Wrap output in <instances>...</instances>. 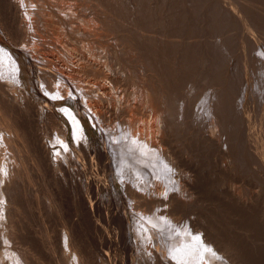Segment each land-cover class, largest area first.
I'll return each instance as SVG.
<instances>
[{
	"label": "bare ground",
	"instance_id": "6f19581e",
	"mask_svg": "<svg viewBox=\"0 0 264 264\" xmlns=\"http://www.w3.org/2000/svg\"><path fill=\"white\" fill-rule=\"evenodd\" d=\"M37 1H38V3H40V5L42 4V5L52 7L49 9L50 10L49 14L54 17L56 25H58L61 28V31L64 32V34L68 38L73 36L72 34L75 35V32L77 30H78L77 33H80L79 32L80 28L79 27L77 28L76 26L73 25L74 20L71 17L66 16V15L65 16L61 15V12H59L60 8H58V10H57V8L55 9L52 6L54 4H50L47 0H37ZM49 1H51V0H49ZM53 1H51V3ZM80 1H82L84 3H86V2L89 3V1H86V0H80ZM132 1L130 0V2L133 4V6L135 4H137V2L134 4ZM223 1L224 0H222V2H219V4L222 3L221 4V6L223 5L222 7H224V3L226 2V1H224V2ZM230 1L228 0V2H230ZM27 2H30V0L29 1L28 0H0V9H1L0 10V149L3 147L5 149H7V148H10V146H15L17 149V152H19V154H21L24 159L30 160L28 162H30L33 165L34 169L37 171L38 175H40L42 177L43 180H47L48 178H50L49 180H52V182L63 180V181H67V183H68L71 181V184H70L72 187L71 192L73 193L72 194L73 198L72 197L71 198H72L73 203H74V205H73L74 208L72 207L73 209H72V211H70L71 212L70 218L66 222H64L63 226H64V234H65V236L68 237V238H65L66 244L68 245V250L70 251L69 253L73 254V256H71V257H73V260H75V261L80 260V261H82L83 264L89 263L88 262L89 250H88L87 246L85 245L86 242H89V241L84 242V240H81L80 235H84V233L83 234L81 233V231H83L84 228H83V230L80 231L81 227L79 229L78 224H76L77 221H80V220L85 221V219H86L85 217H87V219H89L90 217H93V219H94V217L96 216V218H97V216H99V215H96L95 211H97L99 209L97 214H101V215L106 214L109 217H111L112 219H117V220L120 219V220H124L126 223H128L129 219L133 215L132 214L133 211L135 212L134 209L137 208L136 209L137 210V212H136L137 217L135 215L133 217L134 221H135L134 222L135 226L132 228L133 231H135L136 242H135V244L129 245V246H131V251H130L131 253L130 254H131V259H133V261H134V264H135V262L137 264H170V263L171 264H186V262L189 263V261L193 257L194 258L196 257L195 256L196 251L198 250V248H196V246L200 241H199V239H196V241L193 240L194 241L193 242L190 239L191 242H193V243L190 242L187 245L183 244L178 248H173L171 245L173 242V239H171V235H170L171 231L173 229L169 225V221L171 222V220H168L169 218L167 219V215L170 213L171 210L173 212L182 211L183 209L188 210V209L193 208L197 205L196 202H193V201H195L193 199H196L197 198L196 197L197 192L199 193L200 187L198 185L201 184L202 174H200L201 171H199L200 167L198 168L199 165L197 164V162L194 163V160H193L194 158H192V155L190 157L191 153L188 154V151L191 149L190 146H189V150H187V151L185 150V147H183L184 150H180V151L178 149H174L172 147L173 138L178 131L182 130L181 128H182L183 124H185L184 122H186V124L188 123V121L191 122L190 121V116H191L193 122H195L196 125L200 126L198 133L201 134L200 136H201V140H203L202 142H205V144L207 146L208 145L219 146V149L221 148L223 150L224 154L226 155V157L224 156L225 158H227L225 162H227V160L229 158L231 160V158H233V155H234V157L237 156L236 155L237 154L236 153V151H237L236 150L237 136H235V134L237 133V132L235 133V131H236L235 130L236 129L235 128L236 100H235V95H233V93H235L234 92L235 90L232 93V91L228 88H220L218 90L216 89V91H215V89L212 88L213 91L210 92V94L208 96L206 113H204V120H207L208 123H207V126H204L206 123L203 124L202 122L204 120L202 121L200 119L203 117V116L201 117L202 114L200 115V112H202V110H201V108L198 109L197 107H195V104H197L198 103L197 101L201 97H203V94L200 98L196 99V97H195L196 100L193 101L194 98H191L192 96L190 95L192 92H190L188 90L187 85H186L187 89L185 87L182 88L180 81H182L181 78H184L182 76L183 72H185V71L190 72V70H188V69H191V67L195 68L197 63L198 64L200 63V61H198L197 63L195 62L196 65H193V63L191 64V62H190L191 67L190 66H189L190 68L186 67L187 70H185L186 68L184 66L189 64L188 61L193 60L192 62H194L195 59H192V58L193 57L195 58V55H197L196 58L199 59L200 54L204 53V51L206 50V47H205L206 44H203L202 43L203 41L199 42L197 38L193 39L196 41H192L191 39H190L191 41H188L187 38H186L187 41L181 39V38H183L182 35H180L179 33L177 34V32L179 29L183 30L184 27H182V26H181L182 28L178 27V30L176 29L177 32L174 29V31L176 32L175 34H172L173 33L172 31H171L172 33L164 31L161 34L159 33L161 37L158 36L159 38H157V36L155 37V36H153V34H151V33H153L152 30L146 28V26H141V24L137 22L136 28L134 27L133 31L123 29L124 31L127 30L128 33L126 32L125 33L126 35L123 34L122 40H123L125 47L129 50L130 56L137 57L138 61L140 62V65L142 67L141 71H142L143 75L141 78L143 80L140 79L142 82H140L138 84H140V85H141V83L144 84V85H142V87H144V89H143L144 93H142V95L144 94L145 97L143 96L144 98L141 101L140 100L139 101L141 104L143 103L144 105H146L147 111L144 109V106H143V109L145 110V112H148V116H149L148 118H150V120L148 121L147 124H144L142 126L138 125L137 124V114L140 113V111H139V106H141L140 103H138V101H136V100H134V102H133L130 99L131 98L130 96L132 94L130 95V94H127L126 92H123V94H119L120 96H116L115 95L116 93L115 94L112 93V89H116L117 93H118L117 88L122 89L121 85H122L123 79L125 77H127L125 72L128 73L127 74L128 76L130 75L129 68H128L129 66L126 65L127 66L126 67L125 65L121 64L120 62H118L119 63V65L117 66L118 68H115L113 65L114 64L113 59H115V57H113V56L116 54L118 56V54H119L117 51L118 49L113 48L114 50L113 49L109 50V52H110L109 54H110V56H112V58L110 59V62H109L110 64L108 63L109 59L107 58L108 60L106 63H108V66L106 68H108V69L106 71H105V69H99L101 71H98L99 73L96 72L98 74V77L100 76L105 81H108L110 83L109 85L112 87V89L106 88V85L104 84L105 87H102L103 89H101L102 93L96 94L95 92L97 89H95V88H94L95 90H93L88 85H85L88 87H85V86L83 87L82 85L79 86L80 84H83V83H80L78 85V87H76L75 84L74 85L71 84V82H73V80H71V82H70V79H71V78H69L70 74L68 73L69 74L68 77H66L67 76L66 74H63L64 69L62 70L63 72L61 71L62 72L61 75H59L60 72L58 73V71H55L58 69V67H56L57 69H55V70L51 69L52 66L53 67L56 66V64L58 63V61L61 57L58 56V57H60V58H58L55 55L57 53H52L53 55L49 54L48 56H46L45 55L46 53L43 54L42 49L40 50L38 48L39 44H38V46L36 45V43L38 41V37H39V36H37V32H39V30H37V29L41 28V22H42L40 17H39V16H41V14H40V12H35L36 6L33 7V5H32L33 9L32 8L30 9L29 8L30 6L27 8H24V6H28ZM34 2H35V0H34ZM82 2L81 3L79 2V3H80V6L83 7L84 4ZM93 2H94V4H93ZM131 3H130V5H128L129 7L132 6ZM232 3H233V1H232ZM69 4H71V3H69ZM92 4H93V6L95 5V8L97 10H101V11H99V13H100L99 19H100L101 23H103L101 31L105 36L110 35L112 32H115V31H117L118 28H120L119 23L121 22V19L123 17V15H121V13L118 11V10H122V8L120 6V0H93ZM125 4H127V3H125ZM205 4H207V2ZM217 4H218V2H217ZM242 4L240 7H242V6L245 7V5L247 6L248 3L247 4L242 3ZM225 5L227 6V4H225ZM238 5H240V4H238ZM54 6L56 7V3ZM229 6H231V4L229 5V3H228V7ZM232 6H234V5H232ZM57 7H59V6H57ZM82 7H80V8L83 10ZM123 7H124V5H123ZM136 7H138L137 8L138 10H140L139 7L142 8L140 5H138V6L136 5ZM247 7H249V6H247ZM204 8H206V6ZM86 9H89V8L86 7ZM90 9H91V6H90ZM137 9H134V10L136 11ZM240 9H242V8H240ZM243 9H245V8H243ZM38 10H42V9H38ZM64 10H66V8ZM210 10H211V8H210ZM212 10H214V8ZM161 11H162V13H164V10H161ZM161 11H160V13H161ZM243 11H241V12H243ZM247 11L248 12L250 11V13H251V10H247ZM253 11L255 12L256 10H253ZM253 11H252V13H253ZM170 12H169V14H167V17L169 18V23H171L173 21L172 23L174 24V21L177 19L176 18L177 12H175L174 10H173V12H175V14H171ZM257 12H258V10H257ZM162 13L159 14L160 16L162 15V17H163L161 19H162V21L163 20L166 21L167 17L163 16ZM233 13H235V12H233ZM258 13L260 14V12H258ZM183 14H184V12H182V16H183ZM79 15H80V13H79ZM164 15H165V13H164ZM236 15H238V13ZM239 15H241V14H239ZM244 15H247V13ZM248 15H249V13H248ZM263 15H264V13H263ZM31 16H33L34 19H31V21H29ZM133 17H135V19L137 21H143L144 19H146L148 17V15H147V13H142L141 11H136L134 13ZM184 17H183V19H184ZM227 17H229V16L227 15ZM248 17H246L245 20L249 19ZM261 17H263V19L260 18L263 21L264 16H261ZM81 18H83V17H81ZM254 18H255V16L251 19L256 20L257 17L255 19ZM123 19H125V18H123ZM235 19L237 21V17ZM88 20H90V19H88ZM88 20H87V22H88ZM238 20H240V19H238ZM113 21L119 25L113 24ZM164 21L162 22L163 24H164ZM177 22H179V21L177 20ZM177 22H176V24H177ZM181 22H183V21H181ZM245 22H247V21H245ZM89 23L90 22H88L87 24L89 25ZM237 23H239V22L237 21ZM237 23L235 25H237ZM251 23H253V22L251 21ZM255 23L257 24V22H254V24ZM262 23H260V24H262ZM130 24H131V21H130ZM246 24L248 25V23H246ZM254 24H252V25H254ZM256 24L254 25L255 28L257 27ZM168 25H171V24H168ZM262 25H260L261 27H259V26L258 27L262 28L263 27ZM165 26H163V28ZM172 26L173 25H171V27ZM175 26L176 25H174V28H175ZM54 28H55V26H54ZM54 28H52V29H54ZM97 28H98V26H97ZM97 28H96V30H97ZM129 28L131 29V26ZM165 28H167V26ZM247 28H249V27H247ZM247 28H245V29H247ZM251 28H253V27H251ZM89 29H87V30H89ZM167 29H169V28H167ZM167 29H165V30H167ZM172 29H173V27H172ZM263 29L264 28H262V30ZM98 30H100V29H98ZM90 31H92V30H90ZM159 31H161V30H159ZM252 31L254 33L255 30H252ZM58 32H60V31H58ZM99 32H98V34L101 33V32L100 33ZM155 32H157V30ZM39 33H41V32H39ZM90 33L94 34V32H90ZM60 34L63 35V33H60ZM65 35H63V37ZM121 35H122V32H121ZM154 35H156V33H154ZM185 35H183V36H185ZM57 37H58V35H57ZM90 37H93V36L91 35ZM193 37H195V35H193ZM193 37H191V38H193ZM234 37H235V35H234ZM42 38H44V37H42ZM47 38H49V36ZM81 38H83V37H81ZM98 38H99V36H98ZM100 38L102 39L101 36H100ZM189 38H190V36H189ZM255 38H256V36H255ZM96 40H98V39H96ZM244 40H246V39H244ZM259 40L262 41V43H264L263 40H261V39H259ZM48 41H50V40H48ZM221 41L222 42H219V43H221L222 45L221 44L220 45L223 46V50L226 49L227 51L226 50L225 51H226V53H228V50H229L228 47H229L230 43L228 42V40H225V39L221 40ZM232 41H234V42H232ZM232 41H231L232 43H235L236 39H234ZM38 42L40 43L41 39ZM53 42H55V41H53ZM59 42H60V40H59ZM99 42H100V40H99ZM216 42L213 41L214 44ZM250 42L253 43V44L250 43L251 45L255 46V43H254V42H256L255 40L254 41L250 40ZM42 43H44V41ZM62 43H63V41H62ZM71 43H73V42H71ZM71 43H70V45H71ZM91 43H93V42H91ZM119 43H120V41H119ZM219 43H218V46H220ZM227 43H228V46H227ZM26 44H27V47L29 45H31L30 49H28L27 47H26L27 49L25 48ZM240 44H242L241 41H240ZM240 44H239V46H240ZM248 44H249V42L247 43V45ZM42 45L45 46L44 44H42ZM67 45H68V43L66 44V48H67ZM247 45L245 46L246 48H247ZM258 45H260V44H258ZM207 46H208V43H207ZM209 46L211 47V44ZM236 46H238V44H236ZM236 46H234V47H236ZM55 47H58V45H55ZM215 47H214V49H213V46L211 48L213 50L218 51L217 50L218 47H217V49ZM255 47L257 48V46H255ZM231 48H233V47H231ZM249 48L251 49L250 45L248 46L247 49H249ZM57 50H59V47ZM91 50H93V49H91ZM254 50H255V48H254ZM50 51L48 53H50ZM59 51H61V50H59ZM87 51L89 52L90 50L88 49ZM209 51H210V48H209ZM243 51H244V49H243ZM256 51H258V49ZM46 52H47V50H46ZM53 52H54V50H53ZM67 52H69V50ZM80 52L82 53V51H80ZM113 52H114V55H113ZM253 52H252V54H253ZM126 53H128V52H126ZM190 53H195V55L193 57L192 56L190 57ZM213 53H212V56H214ZM223 53H221V54L223 55ZM233 53H235V52H233ZM247 53H249V52L247 51ZM257 53L259 54V51ZM260 53L263 54L262 51H260ZM198 54H199V56H198ZM237 54H238V52H237ZM262 54L259 55V59H260V57H262ZM85 55H87V54H84V56L81 55L82 56L81 59L80 58H79V60L77 59L78 61L75 63L73 58L71 57V55L65 54V55H63V56H65L64 59L62 57L60 59V62H62V60L63 61L65 60L66 64H68L69 62L70 63L72 62L73 63L72 65L74 66V68H78L80 70L83 68L95 69L98 66V65L97 66L95 65L96 67L93 66L94 65L93 62L95 60L92 62V60L89 58V56L88 55L85 56ZM188 55L190 57L189 58L190 60L187 58ZM191 55H193V54H191ZM254 55L255 54H253V56ZM205 56L203 55V57H204L203 59L206 58ZM215 56H214V58L217 60L220 58V57L217 58ZM217 56H218V54H217ZM248 56H249V54L242 57L245 62L247 60H249L248 58H247V60H245V58ZM99 57H101V56H99ZM228 57H231V55L227 56V58ZM239 57H240V55H239ZM75 58H77V57H75ZM121 58H122V56H121ZM207 58H208V56H207ZM211 58L213 61V57H211ZM221 58L219 60H221ZM254 58H255V60L253 62H256V59H258V58H256V57H254ZM187 59H188V61H187ZM201 59L202 58H200L199 60H201ZM119 60H120V57H119ZM126 60H127V57H126ZM252 60H249L247 62H250V61L252 62ZM195 61H197V60H195ZM212 61L210 60V63H209L210 65H211ZM214 62H212V63L215 65L216 63H214ZM227 62H229V60ZM230 62H231V60H230ZM258 62H260V60ZM185 63H187V64L185 65ZM263 63H264V61H263ZM39 64H41L42 66ZM95 64H96V62H95ZM103 64H101V65H103ZM206 64L208 65V63H205V65ZM223 64H221V65H223ZM225 64H224V66H225ZM258 64L261 65V62ZM48 65L51 66V68ZM217 65H219V64L217 63ZM230 65H231V63H230ZM68 66H69L68 69H70L71 64ZM199 66L202 67L203 66L202 63ZM255 66H256V64H255ZM258 66H256V68ZM263 66H264V64H263ZM208 67H209V65H208ZM216 67H218V66H216ZM223 67L221 66V68H223ZM234 67H235V65H234ZM234 67H233V69H235ZM250 67H251V65H249L246 68H250ZM213 68H215V67H213ZM253 68H255V67H253ZM78 69H74V70H78ZM224 69L225 68H223L224 74L218 73L219 70H217V72H216V69H212V70H213L214 74L216 72V74L217 73L220 74V77H222L221 75H224L227 78L229 75L228 74L229 69H226L227 70L226 73H225ZM259 69H261L260 66H259ZM259 69H256V71H259ZM67 70L65 69V71H67ZM196 70H195V72H196ZM198 70H200L199 67H198ZM245 70H248V69H245ZM261 70L263 72L264 69L262 68ZM231 71L232 70H230V72ZM252 71H253V69H252ZM75 74H76V71H75ZM97 74H96V76H97ZM186 74L187 73H185V75ZM190 74H191V72H190ZM190 74H189V77H188V75H186V77L190 78L191 77ZM193 74H194V72H193ZM208 74H209V72H208ZM234 74L236 75L235 71L233 72V79H234ZM262 74L264 75V73H262ZM8 75H10V76L12 75V78L14 76L16 79H18V81L16 80L17 83L15 82L16 84H18V86H16V85L14 86V83L11 86L5 85L6 83L3 82V79ZM263 75H260V76L263 77ZM23 76L24 77L30 76L31 78H33L34 76H37L40 80H42V82L45 86L44 87L45 91H46L45 95H40V97H38V95H36V93H35V90L34 91L30 90L27 87L30 80L22 79L21 77H23ZM206 76H208V75L206 74ZM210 76H212V74ZM224 76L221 79H223ZM250 76H252V75H250ZM71 77L74 78L75 75L74 76L72 75ZM220 77L217 78V76L215 75V78H217V80L220 79ZM254 77H256V76H254ZM226 78H224V80ZM230 78H231V76H230ZM207 79H209V78H207ZM245 79H246V77H245ZM251 79L249 80L250 82H251ZM140 80H138V81H140ZM200 80H202V79H200ZM232 80L230 79L229 81H232ZM39 81H37V82H39ZM128 81H129V79H128ZM186 81H188V80H186ZM214 81H216V80L214 79ZM234 81H235V79H234ZM254 81H256V80H254ZM261 81H264V78L263 79L261 78ZM194 82H193V86L195 84ZM219 82H220V80H219ZM219 82L217 81V83L219 85H222V86L224 85V84H222L223 80L221 83H219ZM224 82H226V80ZM35 83H36V81H35ZM74 83H77V81L75 82V80H74ZM190 83L192 86V82H190ZM255 83H253V84L255 85ZM22 84H24L23 87H22ZM97 84H99V82ZM183 84H184V81H183ZM210 84H212V83L210 82ZM210 84L207 83V85H209V86H210ZM213 84H215V83H213ZM230 84L231 83H229L228 86ZM104 85H102V86H104ZM196 85H197V83H196ZM207 85H206V87H207ZM35 86H36V84H35ZM204 86H205V84H204ZM38 87H36V88H38ZM198 87L200 88L199 84H198ZM202 87H203V85H202ZM210 87H213V86H210ZM223 87H225V85ZM251 87H252V83H251ZM32 88H33V86H32ZM75 88H78V89L75 90ZM139 88H141V87L139 86ZM234 88H235V86H234ZM255 88L256 87H254V89ZM205 89H210V88H205ZM232 89H233V87H232ZM205 92H204V94H206ZM40 93H41V91H40ZM135 94H133V95H135ZM198 94H199V92H198ZM192 95H193V93H192ZM204 97H205V95H204ZM244 101H242V104ZM239 108H238V111H239ZM239 112L241 115L242 112L241 111H239ZM142 113H140V114H142ZM238 114H237V117L240 116ZM246 117H248V116H246ZM186 118H189V120L185 121ZM238 118H240V117H238ZM87 119H89V121L91 122L93 127H96V129L99 130V138L97 140L100 139V141H101L100 147L96 146L97 148L93 149L95 154H92V155H91V152H93V150H92V147L90 145L92 140H91V136L89 134L90 133L89 129L87 127ZM138 119H139V116H138ZM112 121H115V127H113V125H111ZM242 121H243V118H242ZM239 122H238V124H239ZM241 124L244 125L243 123H241ZM48 127H51L55 130L56 135H57L56 139H54L53 136H52L53 138L50 137V135H49L50 133H48L46 131V129ZM240 127H241V125H240ZM195 128H197V126ZM243 128H245V125L243 126ZM179 129H181V130H179ZM183 129H184V126H183ZM238 129H239V127H238ZM55 132H54V134H55ZM198 135H197V137L194 136L195 139L190 138V139L194 140L193 142L195 144L198 143L197 140H200V139H198ZM247 135H248V133H247ZM196 138H197V140H196ZM190 139L187 138V140H190ZM244 139L246 140L247 138L245 137ZM184 140H186V138H184L182 140L185 143ZM192 140L189 142L193 143ZM199 142L201 145L202 144L201 141H199ZM184 145L185 144H183L182 146H184ZM188 145H185V146L188 147ZM192 145L191 146L194 148V144H192ZM206 145H204V146H206ZM56 146H59V147L56 150L52 151V148H56ZM198 146H199V144H198ZM198 146L196 145L195 147H198ZM207 146L205 148H207ZM202 147H203V145H202ZM247 148H249V147L247 146ZM14 149L15 148H13V150ZM202 149H204V148H202ZM193 150H195V148ZM247 151L248 150H246V152ZM193 152L195 153L196 150ZM210 153H211V151H210ZM23 158H21V159L23 160ZM88 158H89L88 161H90L89 165L91 166V167L89 166V169L92 168L91 169L92 172L87 170L86 169L87 167H85L83 165L86 162L85 159H88ZM3 160L4 159H2V161H1V154H0V200L2 203L6 204V207L8 208L9 216H12L11 214H13L15 212V209H14L13 213H11V208L14 206V205L12 206V204H14L13 199H12L14 197L12 195L13 189H14L13 183H15V182L17 183V180L19 178V174L21 173V168L15 160H10L11 161L10 163L3 166V164L1 163V162H3ZM235 162L232 163V161H230V164L234 165ZM198 163H200V162H198ZM24 164H26V161L24 162ZM205 164H207V163H205ZM226 164H228V163H226ZM229 165H228V167H229ZM234 166L231 168H234ZM24 168L25 167L23 166V170H25ZM26 168H27V166H26ZM224 168H225V166H224ZM234 170L232 169L233 172H234ZM95 171H97L98 173L100 171V174L95 173ZM227 172L228 171L226 170L225 173H227ZM228 173H227V175H228ZM230 174L232 175V172ZM228 176H230V175H228ZM133 177L137 181V183H134L135 186L131 185V183L129 182V180H131V178H133ZM29 181H31V180H29ZM117 181L120 182V184L123 187L122 189L125 190L124 191L125 195L122 198L127 200V201H131V202H132V200H134L136 202L138 201L139 207L134 208L136 203L133 206V205H131V203H128L127 205H125L124 202L122 203L119 201V197H121V195H118V192L116 191V188H115V184ZM76 182H79L78 185L79 186L81 185V187H78ZM58 184H59V182H58ZM68 185H69V183H68ZM15 186H16V184H15ZM58 186H57V188H58ZM50 187H53V186H50ZM135 191H138L137 195L134 193ZM91 194H93V195H95V197L96 196L97 197L95 198ZM58 195L59 194L55 193L54 191L50 192L49 196H48L50 198V202L53 201L55 203L57 201ZM90 197H94V201L96 199H98V201L100 203L103 202L102 203L103 205L96 203V205H98V207H99L98 209L96 208V206L95 207L93 206L94 204L91 205L94 207V208L92 207L93 209L96 208L95 211L91 207H89V208H88V206L86 207V204L88 203L87 201ZM15 198H17V196H15ZM193 203L194 204L196 203V204L194 205ZM56 204H58V203H56ZM6 207H5V209H6ZM90 208L92 210H90ZM62 212H64V211H62ZM0 215H3V214H0ZM198 216H199V214H198ZM6 217H7V215H6ZM64 219H66V217ZM97 219L100 220L99 218H97ZM97 219H95V220L97 221ZM104 219H106V218H104ZM84 221H83V223H85ZM97 222H99V221H97ZM79 223H81V222H79ZM83 223H81V224H83ZM99 223H98V225H99ZM11 224H12V222H11ZM94 224H95V222H94ZM5 225H6V222H5ZM114 225L116 226L115 223H114ZM92 226H91V228H92ZM100 226H102V225H100ZM93 227H95V226H93ZM120 227L123 228L121 225H120ZM125 228L126 227L124 225V229ZM3 229H4V227H3ZM1 230H2V228H1ZM212 230H214V229H212ZM207 231H208V229H207ZM11 232H12V234L9 233L11 235V237L9 236L11 239L8 240V243H7V241H5V240L4 241H5V244L7 243L8 245L12 244V246H13L15 244V246H13V249L11 251L18 254V251L20 250V248L17 251V248H16L17 245L16 244L18 242L21 243V241L19 240L21 237L19 236L18 231H16L15 229H13ZM19 232H21V231L19 230ZM123 232H125V231H123ZM180 232H181V230H180ZM209 232H211V231H209ZM178 235H179V232H178ZM208 235L209 234H207V236ZM130 236H128V237L126 236V237L128 239H130ZM212 236H213V234H212ZM214 236H215V233H214ZM86 237L87 236H85V238ZM139 237H142L141 241L139 240ZM156 237L157 238L159 237V239L157 240ZM209 237H211V235ZM202 238H204V237H202ZM220 238L223 239V237H220ZM90 239L92 240V237ZM123 239H124V237H123ZM93 240H94V238H93ZM125 240H123V241L127 244V242H126L127 240L126 241ZM110 241H111V239H110ZM121 241H122V239H121ZM132 241H134V240H132ZM220 241H224V240H220ZM220 241H219V243H220ZM208 242H210V241H208ZM211 242H213V246H215L214 241L212 240ZM216 242H218V240H216ZM224 243H225V241H224ZM23 244H24V242H23ZM200 244L201 243H199V245ZM222 244L223 243H220V246H222ZM216 245L219 246V244H217V243H216ZM111 246H113V245L111 244ZM200 246H199V248H200ZM8 247H5V248H8ZM20 247H23V246H20ZM91 247H92V245H91ZM114 247H113V249L111 248V250H114ZM117 247H119V245ZM223 247L225 248L224 245H223ZM96 248H97V246H96ZM120 248H121V246H120ZM127 249H130V248H127ZM21 250H23L21 252H23V253L25 252L24 249H21ZM32 250H33V248H32ZM26 252L28 253L29 251H26ZM9 253L11 254V252H9ZM92 253H94V252H92ZM110 253H114V252L111 251ZM128 253H129V251H128ZM219 253H220V251H219ZM95 254L93 257H95ZM102 254H103V252H102ZM208 254L209 253L207 252L206 255H208ZM211 255L212 256L209 255L210 257H208L207 259L204 257L205 259L201 263L199 261V264H207V263L209 264L210 259H215V262L222 260V258L220 260H218L219 256H214L215 254L213 255L211 253ZM13 256H15V255L13 254ZM108 256H111V255H108ZM96 257H98V256H96ZM96 257L94 258V260L97 259ZM102 257H100V258H102ZM113 257H114V255L112 256V258ZM118 258H119L118 260H121L120 259L121 257H118ZM223 258H225V255L223 256ZM13 259H14L13 261L18 262L19 261L18 255H16V258H13ZM25 259H27V258H25ZM129 259H130V257H129ZM230 259H232V258H230ZM91 260H89V261H91ZM124 260H126V259L124 258ZM206 260H208L209 262L206 263ZM100 261H101V263H99V262L98 263L102 264V262H103L102 259ZM195 261H197V260H195ZM223 261H225V260H223ZM116 262H118V261H116ZM116 262L113 261V263H116ZM130 262H131V260H130ZM23 263L25 264L24 261H23ZM107 263H108V259H107ZM26 264H31V263L29 261H27Z\"/></svg>",
	"mask_w": 264,
	"mask_h": 264
},
{
	"label": "rangeland",
	"instance_id": "374dc122",
	"mask_svg": "<svg viewBox=\"0 0 264 264\" xmlns=\"http://www.w3.org/2000/svg\"><path fill=\"white\" fill-rule=\"evenodd\" d=\"M47 1L50 4H54V5L56 3V7L54 5H52V6L55 9L57 8V10H58V8H60L59 9V12H61V15H63V16L66 15V16L71 17L74 20V21L72 20L73 21V25L76 26L77 28L78 27L80 28V31H79L80 33H77L78 32V30H77L75 32V35L72 34L73 36H71V37L68 38L64 34V32L61 31V28L58 25H56L54 17L49 14L50 13V10L49 9L52 8V7H49V6H46V5H42V4L40 5V3H38L37 0H35V2H34V0H30V2H27L28 6H24V8H27V7L30 6L29 8L30 9L31 8L33 9V7L36 6L35 7V12H40L41 16H39V17H40V19L42 21L41 22V28L37 29V30H39V32H41V33L37 32V36H39L38 37V41H40V39H41V42H40L41 44L37 41L36 45L38 46V44H39L40 47L38 46V48L40 50L42 49V51H43L42 53L43 54L46 53L45 54L46 56H48L49 54L51 55L52 53H57L58 55L55 54L57 57L60 56L61 58L63 57V59H64L65 56H63V55H65V54L66 55H71V57L73 58L74 62L76 63L79 60V58L81 59V57L84 56V54H87L89 56V58L92 60V62L95 60L93 62V64H94L93 66H95V65L97 66L98 65L97 66L98 68L95 66L96 67L95 69H91V68L85 69V68H83V69L80 70L78 68H74V66L72 65L73 64L72 62L71 63L70 62L68 63L66 61L68 64L65 63V60L64 61L62 60V62H60V59H61L60 57H58L60 59H59V61L56 64L55 67L52 66V68H51V66H49V65L48 66L51 69H54V70L57 69L56 67H58V69L55 70V71H58V73L60 72L59 75H61V73L63 71H64L63 74H66L67 75V76L65 75L66 77H68L69 74H70V77H69V78H71L70 79V82H71V80H73V82H71V84H73V85L75 84L76 87H78V85L80 83H83V84H80L79 86L82 85L84 87L85 85H88L93 90L97 89L98 91L96 90V92H95L96 94L97 93H102V90L101 89H103L102 87H105V85H106V88H111L112 89V87L109 85L110 83L108 81H105L102 77H100V76L98 77V74L97 73H99L98 71H101L99 69H105V71L108 69L106 67L108 66V63L110 62V59L112 58V56H110V54H109L110 53L109 50L110 49L112 50L114 48V49H118L117 51L119 53L118 56H117V54L114 55V52H113V55H114L113 57H115V59H113V61H114V64H113L114 67L115 68H118L117 67L119 65L118 62H120L121 64H123L125 66L127 65V66H129L128 68H129L130 75L128 76L127 75L128 73L125 72L127 77H125L123 79V82H122V85H121L122 89L117 88L118 89V93H117L116 89H112V93L113 94L116 93L115 94L116 96H120L119 94H123V92H126L127 94H130V95L132 94L130 96L131 98L130 97L129 98L133 102H134V100L138 101V103H140V101L145 97L144 94L142 95V93H144V90H143L144 87H142V85H144V84H142V83H141V85L138 84V83L142 82L141 80H143L141 78L143 74H142V71H141V68L142 67L140 65V62L138 61L137 57L130 56L129 50L125 47V45L123 43V40H122L123 34L126 35L125 33L126 32L128 33L127 30L133 31V28L134 27L136 28V23L137 22L140 23L141 26H146V28L152 30L153 33H151V32L150 33L153 34V36H155V37L157 36V38L161 37L160 34L162 32H164V31L165 32H170V33L173 32L172 34H175L177 32L176 29L178 30V27H181L182 26V27H184L183 28L184 31L179 29L178 32H177V34L179 33L180 35H182L183 38H181V39H183L185 41H187V39H188V41H191V40L192 41H196V40H193V39H196L197 38L199 42H202L203 41L202 43L203 44H206L205 45L206 50L204 51V53H201L200 54V57H199V59L202 58L201 60H199V59L196 58V56H197V55H195L196 52L195 53H190V57L191 56L193 57L195 55V58L193 57L192 59H195L197 61L194 60V62H192L193 60L191 61L189 59L190 57L188 55L187 58L190 61H188V59H187V61H188L189 64L185 63V65L186 64L187 65L184 66V67L185 68L186 67L187 68H190L191 67L190 62H191V64L193 63V65H196V63L198 61H200V63L199 64L197 63V65L195 66V68L197 70H198V67H199L200 70L197 71L194 67H191V69H188V70H190L191 74H190L189 71L183 72V75L182 76L184 78H181V80H182V81H180L181 87L182 88H184V87L186 88V85H187L188 90L193 93V95H192V93L190 94L192 96L191 98H194L193 101H195L197 98H200L202 96V94H203V97H201L202 99L200 98L197 101L198 103L195 104V107H197L198 109L201 108V110H202V112H200V115L202 114L201 117L203 116L202 118H200L202 121L204 120V113H206L208 96H209L210 92L213 91L212 88L215 89V91H216V89L218 90L220 88H228V89H230L232 91V93L235 90L234 91L235 93H233V95H235V100H236V117H235V120H236V123H235V128L236 129L235 130L236 131H235V133L236 132L237 133L235 134V136H237V141H236V144H237L236 145V150H237L236 151V153H237L236 155L237 156L234 157V155H233V158H231V160L229 158L228 159L229 161L227 160V162H225L227 158H225L226 155L224 154L223 150L221 148L219 149V146H217V145H215V146L208 145L207 146L205 144V142H202L203 140H201V136H200L201 134L198 133V131L200 129V126L196 125L195 122H193L191 116H190V121L192 123L188 121L189 118H186L185 119V121H188L187 124H186V122H184L185 124H183L185 130L183 129V126H182V128H181L182 130L179 129L181 131H178L175 134V136L173 138V143L174 144L172 143V147L174 149H178L179 151L180 150H184L183 147H185V150L187 151V150H189V146H190L191 149L188 151V154L191 153L190 154V157L192 155V158H194L193 159L194 160V163L197 162V164L199 165L198 168L200 167V170L199 171H201L200 174H202V176H201V184L198 185L200 187V188L198 187L199 188V193L197 192V195H196L197 198L196 199H193V200H195L193 202H196L197 205L195 207H193V208L188 209V210L187 209L186 210L183 209L182 211H177V212H173L171 210L170 213L167 215V219L169 218L168 220H171V222L169 221V225L173 229L171 231V234H170L171 235V239H173V242H172V244L171 243L170 244L172 245L173 248H178V247H180L183 244H186V245L189 244L191 242V240L192 241L193 240L196 241V239H199L200 242L199 241L198 242L201 243L200 244L201 246L199 245V243L196 246V248H198V250L196 249L197 251L195 250L196 251V255H195L196 257L195 258L193 257L189 261V263L186 262V264H196V263L199 264V261L201 263L205 258L207 259L208 257L212 256L211 253L213 255L215 254L214 256H219V259L218 260H220L222 258V260L217 261L219 264H231L232 262L233 263L235 262L234 264H264V81H261V78L262 79L264 78V75L262 74V73H264V70H263V72L261 70L262 68L264 69V66H263V64H264L263 63V61H264V48H263L264 47L263 46L264 43H262V41L259 40V39H261V40L264 41V39H263L264 38V29L262 30V28H264V24H263L264 23V20L262 21L260 19V18L263 19V17H261V16H264L263 15V13H264V7H263L264 6V2L263 1L264 0L263 1L262 0H231V1L229 0L230 2H228V0H224V1H226L224 3V7H222L223 5L221 6L222 3L219 4V2H222V0H220V1L219 0H204V1L203 0H198V1L197 0H178V1L177 0H139V1L138 0H136V1L133 0L132 1L131 0L134 4L137 2V4H135L134 6L130 2V0H128V1L127 0H120V6H121L122 10H118V11L121 13V15H123V17L121 19V22L119 23L120 25L119 24H116V22L113 21V24L119 25L120 28H118L119 30L117 29V31L112 32L108 36H105L102 33V31H101V28L103 26V23H101V21L99 19L100 18L99 11H101V10H97L95 8V5L93 6V4H94V2L92 4V1L93 0H86V1H89V3L86 2V1H85L86 3H84V2H82L80 0H54V1L51 0V1H53L52 3L49 0H47ZM232 1H233V3L234 2L235 3L233 4ZM79 2L80 3L82 2L84 4V6L83 7L80 6V3ZM129 2L132 5L130 7L128 6V5H130ZM206 2H207V4H205ZM217 2H218L219 5L217 4ZM69 3H71V4H69ZM125 3H127V4H125ZM228 3H229V5L231 4V6L228 7ZM242 3H246V4L248 3L247 6H249L250 8L247 7L246 5H245V7L244 6L240 7ZM225 4H227V6ZM238 4H240V5H238ZM32 5H33V7H32ZM123 5H124L125 8L123 7ZM136 5L137 6L140 5L142 8L139 7L140 10H138L137 9L138 7H136ZM232 5H234V6H232ZM57 6H59V7H57ZM90 6H91V9H90ZM205 6H206V8H204ZM80 7H82L83 10ZM86 7L89 8V9H86ZM65 8H66V10H64ZM210 8H211V10H210ZM213 8H214V10H212ZM240 8H242V9H240ZM243 8H245V9H243ZM38 9H42V10H38ZM134 9H137L136 11H141L142 13H147L148 17L146 19H144L143 21H137L135 19V17H133L134 16V13L136 12ZM239 9L241 11H243V10L244 11L241 12ZM161 10H164L165 15H164V13H162ZM173 10L175 12H177L176 13V16H177L176 18L177 19L175 20L176 22H177V20L179 21V22H177V24H176L175 21H174V24L172 23L173 21L171 23H169V18L167 17V14H169L170 11H171L170 12L171 14H175V12H173ZM247 10H251V13H250V11L248 12ZM253 10H256V11L254 12ZM257 10H258V12H260L261 15L257 12ZM160 11L163 14V16H166L167 17V18L165 17L166 18V21L163 20L164 21V24L162 23L163 21L161 19V18H163L162 15L161 16L159 15V14H161ZM252 11H253L254 14L252 13ZM182 12H184L185 15L183 14V16H182ZM233 12H235V13H233ZM236 12L238 13V15H236L237 14ZM79 13H80V15H79ZM246 13H247V15L249 13V15H248L249 17L247 15H244ZM239 14H241V15H239ZM227 15L229 17H227ZM33 16H31V18L29 19V21H31V19H34ZM235 16L237 17V21L239 23H237V21L235 19L236 18ZM245 16L248 17L249 19L245 20L246 19ZM254 16H255V18L257 17L256 20H252L251 19ZM81 17H83V18H81ZM183 17H184V19H183ZM123 18H125V19H123ZM86 19L87 20L90 19V20H88V22H90L89 25L87 24L88 22H87ZM238 19H240V20H238ZM180 20L183 21V22H181ZM130 21H131V24H130ZM245 21H247V22H245ZM251 21L253 23H251ZM254 22H257V24L255 23L256 26H257L256 28L254 26L255 25ZM236 23H237V25H235ZM246 23H248L249 26ZM260 23H262L263 25L260 24ZM168 24L173 25L172 26L173 29H172L171 25H168ZM252 24H254V25H252ZM129 25L131 26V29L129 28L130 27ZM165 25L169 29L165 28L166 27ZM174 25H176L177 27L175 26V28H174ZM242 25L245 28H247V27H249V28L245 29ZM260 25H262L263 27L262 28H259V27H261ZM54 26H55V28L56 27L57 28L55 29ZM97 26H98V28H97ZM163 26H165V27L163 28ZM251 27H253V28H251ZM52 28H54V29H52ZM96 28H97V30H96ZM87 29H89V30H87ZM98 29H100V30H98ZM123 29H127V30L124 31ZM165 29H167V30H165ZM174 29H175L176 32L174 31ZM90 30H92V31H90ZM154 30L155 31L157 30L158 33L155 32ZM159 30H161V31H159ZM252 30H255L254 33H253ZM58 31H60V32H58ZM90 32H94V34H91ZM98 32L100 34H98ZM121 32H122V35H121ZM60 33H63V35H65V36L63 37V35L60 34ZM89 33L94 38L93 37H90L91 35ZM154 33H156V35H154ZM57 35H58V37H57ZM183 35H185V36H183ZM193 35H195V37H193ZM230 35L231 36L233 35V36L231 37ZM234 35H235V37H234ZM41 36L44 37V38H42ZM48 36H49V38H47ZM98 36H99V38L101 36L102 39L101 38L99 39ZM189 36H190V38H189ZM255 36H256V38H255ZM81 37H83V38H81ZM191 37H193V38H191ZM243 38L246 39V40H244ZM96 39H98V40H96ZM224 39L225 40H228V42L230 43V45L228 47V49H229L228 50V53H226V51H227L226 49H225L226 51L223 50V46H221L222 44L219 43V42H222L221 40H224ZM234 39H236L237 42L235 41V43H232V42H234V41H232ZM48 40H50V41H48ZM59 40H60V42H59ZM99 40H100V42H99ZM250 40L251 41H254V40L256 41L254 43H255V46H257V48L254 45H251L253 43L250 42ZM43 41H44V43H42ZM51 41L52 42L55 41V42L52 43ZM62 41H63V43H62ZM119 41H120V43H119ZM213 41L214 42L217 41L219 43V45L220 44L221 45L218 46V43L216 42L214 44ZM240 41H241L242 44H240ZM71 42H73L74 44L71 43ZM91 42H93V43H91ZM248 42H249V44L247 45ZM65 43L66 44L68 43L67 48H66V44ZM70 43H71V45H70ZM207 43H208V46L211 44V47L213 46V49L217 45L215 48L217 49V47H218L217 50L218 51L219 50L220 51L222 50V51L221 52L220 51L218 52L216 50H213L210 46L209 47L207 46ZM42 44H44L45 46H43ZM236 44H238V46H236ZM239 44H240V46H239ZM258 44H260V45H258ZM55 45H58L59 50H61V51L57 50L58 47H55ZM246 45H247V48L250 45L251 49L250 48H249L250 50L247 49L245 47ZM30 46L31 45H29L27 47V44H26L25 48L27 47L28 49H30ZM227 46H228V43H227ZM234 46H236V47H234ZM231 47H233L234 49L231 48ZM87 48L92 53L90 51L88 52L87 51L88 50ZM209 48H210V51H209ZM254 48H255V50H254ZM91 49H93V50H91ZM243 49H244V51H243ZM257 49L259 51V54L257 53L258 51H256ZM46 50H47V52H46ZM53 50H54V52H53ZM68 50H69V52H67ZM252 50L254 52L255 51L256 52L254 53ZM49 51H50V53H48ZM80 51H82V53ZM232 51L235 52V53H233ZM247 51L249 53H247ZM260 51H262L263 54L260 53ZM126 52H128V53H126ZM237 52H238V54H237ZM252 52H253V54H255L254 56H253ZM212 53H213L214 56L216 55L215 57H217V58H219V57L221 58L222 57L221 60H219L220 58L218 60L215 59L214 56H212ZM221 53H223V55ZM191 54H193V55H191ZM217 54H218V56H217ZM248 54H249V56L246 57L245 60H247V58L249 60H252V59L253 60H252V62L251 61L250 62H247V61H249V60H247L246 61L247 63H246L242 57H244L245 55H248ZM261 54H262V57L263 58L260 57V59H259V55H261ZM87 55H85V56H87ZM203 55L204 56L206 55L205 56L206 57L205 59H203L204 58ZM230 55H231V57H228L229 58L228 59L227 56H230ZM239 55H240V57H239ZM99 56H101V57H99ZM121 56H122V58H121ZM198 56H199V54H198ZM207 56H208V58H207ZM75 57H77V58H75ZM119 57H120V60L121 61L119 60ZM126 57H127V60L128 61L126 60ZM211 57H213V61H212V58ZM254 57L258 58V59H256V62H253L255 60ZM107 60H108V63H106ZM210 60L212 62L215 61L214 63H216V64L214 65L211 62V65H210L209 64L210 63ZM228 60H229V62H227ZM230 60H231V62H230ZM257 60L258 61L260 60L261 65L258 64L260 62H258ZM95 62H96V64H95ZM100 63L101 64L104 63V64L101 65ZM201 63L203 65L202 67L199 66ZM205 63H208L209 67H208L207 64L205 65ZM217 63L219 65H217ZM223 63L224 64L226 63L225 64L226 67L224 66ZM230 63H231V65H230ZM245 63L248 66L251 65V67L254 65L253 67H255V68H253V67L252 68L250 67L251 69L250 68H246L248 66ZM254 63L256 64V66L259 65L261 67V69H259V66L256 68V66H255ZM70 64H71L70 69H68L69 68L68 65H70ZM221 64H223V65H221ZM39 65H41V64H39ZM234 65H235V67H234ZM216 66H218V67H216ZM221 66L222 67L224 66L223 68H225L224 69L225 70V73L227 71L226 69H229L228 74L231 76V78H230L229 75H228L227 78L224 75H221L222 77L224 76V78H226L225 79L226 82H224L225 81L224 78L221 79L222 77H220V74H224L223 68H221ZM213 67H215V68H213ZM233 67L235 69H233ZM73 68L74 69H78L79 71L78 70H74ZM187 68L185 70H187ZM65 69L66 70L68 69V70L65 71ZM212 69H216V72H217V70H219L218 73H220V74H218V73L216 74V72L214 74V72H213ZM245 69H248L249 71L248 70H245ZM252 69H253V71L254 70L255 71L253 72ZM256 69H259V71H256ZM195 70H196V72H195ZM230 70H232L233 72L235 71V73H236V75L234 74L235 81L233 79V72L232 71L230 72ZM75 71H76V74H75ZM193 72H194V74H193ZM208 72H209V74H208ZM95 73L97 74V76H96ZM185 73H187L186 75H188V77H189V74H190L191 77L190 78L186 77ZM71 74L73 76L75 75V77H74L75 79L71 77L72 76ZM206 74L208 76H206ZM211 74H212V76H210ZM259 74L260 75H263V77L260 76ZM215 75L217 76V78L220 77V79L217 80V78H215ZM250 75H252V76H250ZM192 76L193 77L195 76L196 78L194 77L195 78L194 79ZM254 76H256L257 78L254 77ZM212 77L216 81H214V79ZM245 77H246V79H245ZM21 78L22 79H25V80L26 79L30 80V82L28 83V86L27 87L30 90H33V91L35 90V93H36V95H38V97H40V95H45V92H46L45 91V88H44L45 86H44L42 80H40L37 76H34L33 78H31L30 76H27V77H24L23 76ZM207 78H209V79H207ZM229 78L231 80L232 79L233 80L232 81H229L230 80ZM251 78L252 79L254 78V79L252 80ZM128 79H129V81H128ZM200 79H202V80H200ZM250 79H251V82L249 81ZM16 80L18 81V79H16L14 76L12 78V75L11 76L8 75V76H6L3 79V82H5L6 83L5 85H7V86H11V85H13V83H14V86L15 85L18 86V84H16L17 83ZM74 80H75V82L77 81V83H74ZM138 80H140V81H138ZM186 80H188V81H186ZM219 80H220V82H219ZM222 80H223V82H222ZM254 80H256V81H254ZM35 81H36V83H35ZM37 81H39V82H37ZM183 81H184V84L185 85L183 84ZM189 81L192 82V86H191V83ZM217 81L219 83L222 82V84H224L225 87H223L224 85L223 86L222 85H219L217 83ZM98 82H99V84H97ZM193 82L195 83L194 86H193ZM210 82L212 84H210ZM196 83H197V85H196ZM207 83L210 84V86H213V87H210L209 85H207ZM213 83H215V84H213ZM229 83H231L230 84L231 86L230 85L228 86ZM251 83H252V87L253 86L256 87L255 88L256 90L254 89V87L253 88L251 87ZM253 83H255V85ZM35 84H36V86H35ZM198 84H199L200 88L198 87ZM204 84H205V86H204ZM102 85H104V86H102ZM202 85H203V87H202ZM206 85H207V87H206ZM23 86H24V84H22V87ZM32 86H33V88H32ZM88 86H85V87H88ZM139 86L142 89L139 88ZM234 86H235V88H234ZM36 87H38V88H36ZM204 87L205 88H210V89H205ZM232 87H233V89H232ZM77 89L78 88H75V90H77ZM40 91H41V93H40ZM198 92H199L200 95L198 94ZM204 92L206 94H204ZM133 94H135L136 96L133 95ZM204 95H205V97H204ZM195 97H196V99H195ZM242 101H244L245 103L243 102V104H242ZM142 104L140 103L141 106H139V111H140V113H142V112L143 113L142 114H140V113L137 114V124L138 125H141V126L144 125V124H147L148 121L150 120V118H148L149 117L148 116V112H145V110L147 109L146 108V105H144V104L142 105ZM143 106H144V109L145 110L143 109ZM238 108H239V111L242 112L241 115H240V112L238 111ZM237 114L240 115V116H238L240 118L237 117ZM138 116H139V119H138ZM246 116H248V117H246ZM241 117L243 118V121H242V118ZM237 121L239 122V124H238ZM202 123L203 124L206 123L204 126H207L208 121L207 120H204ZM241 123H243L245 125V128H243L244 125H242ZM111 125H113V127H115V121H112ZM240 125H241L242 128L240 127ZM196 126H197V128H195ZM87 127L89 129V132H90L89 134H90L91 140H92L91 143H90V145L92 147V150L95 149V148H97V147H100L101 141H100V139L97 140L99 138V130L96 129V127H93L92 126V124L89 121V119H87ZM238 127H239V129H238ZM46 131L48 133H50L49 134L50 137L53 136L54 139H56L57 135H56V132H55V130L53 128L48 127L46 129ZM54 132H55V134H54ZM247 133H248V135H247ZM196 134L197 135L199 134L198 135V139H200V140H197V138H196V140L198 141L197 144H195L193 142L194 140L190 139V138L195 139L194 136L197 137ZM245 137L247 138L246 140L244 139ZM184 138H186V140H184L185 143L182 141ZM187 138H189L190 140H187ZM191 140H192L193 143L189 142ZM199 141H201V143H202L201 145H200V142ZM182 143L185 144V145H188V144L189 145H188V147H186L185 145L182 146L183 145ZM190 144L191 145L194 144V148H195V150H196L197 153L196 152L195 153L193 152L195 150H193L194 149L192 147L193 145L191 146ZM198 144H199V146H198ZM196 145L198 147H195ZM202 145H203V147H202ZM204 145H206L207 148H205L206 146H204ZM247 146L249 148H247ZM58 147L59 146H56V148H52V151L56 150ZM13 148L16 149L15 146H10V148H7V149H5L4 147L0 149L1 161H2V159H4L3 162H1L3 164V166H5L8 163H10L11 162L10 160H15L17 162V164L21 168V173L19 174V178L17 180V183L16 182L13 183L14 184L13 185L14 189H13L12 195L14 197L12 199H13L14 204H12V206L13 205L14 206L13 207L11 206L12 207L11 208V213H13V210L15 209V212L13 213L14 215L11 214L12 216H9L8 208L6 207V204L2 203L1 200H0V214H3L4 215V216L3 215H0V225H1L0 226V232H1L0 233V236H1L0 237V246H1L0 248L2 249V250L0 249L1 250L0 251V264H13V263L14 264H20V263L21 264H24L23 261L25 262V264H26L27 261H29L31 264H77V263L78 264H83L82 261H80V260L75 261V260H73V257H71V256H73V254L72 253H69L70 251L68 250V245L66 244V239H65V238H68V237L65 236V234H64V226H63L64 225V222H66L70 218V213H71L70 211H72V209L74 208V206H73L74 203H73V200H72V198H73V195L72 194L73 193L71 192L72 191V187L70 185L71 184V181L68 182L69 185H70L69 186L68 183H67V181H63V180L62 181H53V182H52V180H49L50 178H48L47 180H43L42 177L40 175H38V173L34 169L33 165L30 162H28L30 160L24 159L23 156L21 154H19V152H17V149L16 150L15 149L13 150ZM202 148H204V149H202ZM209 150L211 151V153H210ZM246 150H248V151L246 152ZM92 154H95L94 150H93V152H91V155ZM21 158H23V160ZM88 160H89V158L88 159H85L86 162L84 161L85 163L83 165L85 167H87L86 168L87 170H89L90 172H92L91 171L92 168L89 169V166H90L89 165V162L90 161H88ZM25 161H26V164H24ZM230 161H232V163L236 161L234 163L235 166L234 165H231L230 164ZM198 162H200V163H198ZM205 163H207V164H205ZM226 163H228V164H226ZM228 165H229V167H228ZM23 166L25 167L24 169L26 171L23 170ZM26 166H27V168H26ZM224 166H225V168H224ZM233 166H234V168H231ZM225 169L229 172V173L228 172L227 173L230 176H228L227 173H225V171H226ZM232 169L233 170L235 169L234 172L232 171ZM229 170L232 172V175L230 174L231 172ZM95 173L100 174V171H99V173L97 171H95ZM29 180H31V181H29ZM58 182H59V184H58ZM129 182L133 186H135L134 183H137V181H136V179L134 177L131 178V180H129ZM46 183L47 184L49 183V184L47 185ZM76 183H77V186L78 187H81V185L80 186L78 185L79 182H76ZM15 184H16V186H15ZM50 186H53V187H50ZM57 186H58V188H57ZM115 188H116V191L118 192V195H121V197H119V201L120 202H122V203L124 202L125 205H127L128 203H131V205H133V206L136 203V205L134 206V208L139 207L138 201L136 202V201L132 200V202H131V201H127V200H125V199L122 198L125 195V192H124L125 190L122 189L123 187H122V185L120 184L119 181L116 182ZM52 191H54L55 193L59 194L58 197H57V201L55 203L53 201L50 202V198L48 197L49 196V193L52 192ZM134 193L137 195L138 194V191H135ZM91 195L95 197V195H93V194H91ZM15 196H17V198H15ZM94 197H90L88 199V201H87L88 203L86 204V207L88 206V208L89 207L92 208L93 206L94 207L96 206V208L98 209L99 207H98V205H96V203L97 204L99 203L100 205H103L102 204L103 202L100 203L98 201V199H96L94 201ZM56 203H58V204H56ZM91 205H93V206H91ZM5 207H6V209H5ZM91 208H90V210L93 209V208L92 209ZM96 208L93 209V210L95 211ZM136 209H134L135 212L133 211V213H132L133 215L129 219L128 223H126L124 220L112 219L111 217H109L106 214H103V215L97 214L98 211H99V209L97 211H95V213H96V215H99L100 216V217L97 216V218H99L100 220H98L96 218V216H95L94 219H93V217H90L89 219H87V217H85L86 218L85 221L84 220H82V221L80 220V221H77V223L75 222L76 224H78L79 229L81 227L80 231L83 230V228H84V230L81 231L82 234L84 233V235H80L81 240H84V242L89 241V242H86V244H85L87 246L88 250H89V256L88 257L90 258V259L88 258V262L89 263H86V264H99V263H101V261H100L101 259L103 261L102 264H111V263L112 264H118V263L119 264H127V263L128 264H134V261H133V259H131V254H130L131 253L130 252L131 251V246H129V245L130 244L131 245L132 244H135V242H136L135 231H133V229H132L135 226V223H134L135 221H134V218L133 217H134V215L137 217V214H136L137 210ZM62 211H64V212H62ZM198 214H199V216H198ZM6 215H7V217H6ZM64 216L66 217V219H64L65 218ZM104 218H106L107 220L104 219ZM95 219H97V221H99L100 223L97 222ZM83 221L85 223H83ZM5 222H6V225H5ZM11 222H12V224H11ZM79 222H81L83 224H81ZM94 222H95V224H94ZM98 223H99V225H98ZM114 223L116 224V226L114 225ZM92 225L95 226V227H93ZM100 225H102V226H100ZM120 225L123 228H121ZM124 225L126 227L125 228L126 230L124 229ZM91 226H92V228H91ZM3 227H4V229H3ZM1 228H2V230H1ZM13 229H15L16 231H18L19 236L21 237L19 239L21 241V243L18 242L16 244L17 245L16 246L17 251L20 248V250L18 251V254H16L15 252H12L11 251L13 249V246H15V244L13 246H12V244H9V245L7 244L8 243V240L11 239L10 238L11 237L10 234H12L11 231ZM207 229H208V231H207ZM212 229H214V230H212ZM19 230L21 232H19ZM180 230H181V232H180ZM123 231H125V232L127 231V232L125 233ZM209 231H211V232H209ZM178 232H179V235L181 234L180 236L178 235ZM214 233H215V236H214ZM207 234H209V235L207 236ZM212 234H213V236H212ZM125 235L127 237L130 236V239H128ZM210 235H211V237H209ZM85 236H87V237L85 238ZM219 236L220 237H223V239H221ZM91 237H92V240L90 239ZM123 237H124V239H123ZM202 237H204V238H202ZM93 238H94V240H93ZM110 239H111V241H110ZM121 239H122V241H121ZM156 239L158 240L159 237L158 238L156 237ZM4 240L7 241L6 244H5V241ZM123 240H125L127 242V244ZM132 240H134V241H132ZM139 240L141 241L142 240V237H139ZM212 240L214 241V245L215 246H213V242H211ZM216 240H218V242H216ZM220 240H224L225 243H224V241H220ZM208 241H210V242H208ZM219 241H220V243H223L222 246H220ZM23 242H24V244H23ZM193 242H191V243H193ZM110 243L113 246H111ZM216 243L219 244V246L221 248L218 245H216ZM90 244L92 245L93 248L91 247ZM118 245H119V247H117ZM198 245L200 246V248H199ZM223 245L225 246V248L223 247ZM20 246H23V247L25 246V247L23 248V247H20ZM96 246H97V248H96ZM120 246H121V248H120ZM5 247H8V248H5ZM113 247H114V250L115 251L114 250H111V248L113 249ZM32 248H33V250H32ZM127 248H130V249H127ZM21 249H24L25 252L26 251H29V252L28 253L27 252L26 253L25 252L23 253V252H21V251H23ZM127 250L129 251V253H128ZM111 251L114 252V253H110ZM219 251H220V253H219ZM9 252H11V254ZM92 252H94V253H92ZM102 252H103V254H102ZM207 252L209 253L208 255H206ZM13 254L15 256H13ZM94 254H95V257L98 256L99 258L96 257L97 259L94 260V258H95V257H93ZM112 254L114 255L113 258H112V256H113ZM16 255H18V257H19V261H18L19 263L13 261L14 260L13 258H16ZM108 255H111V256H108ZM222 255L223 256L225 255V258L226 259L228 258L229 260L228 259L226 260L225 258H223ZM100 257H102V258H100ZM118 257H121L120 258L121 260H118L119 259ZM129 257H130V259H129ZM25 258H27L28 260L25 259ZM106 258L108 259V263H107V259ZM124 258L126 260H124ZM230 258H232V259H230ZM89 260H91V261H89ZM130 260H131V262H130ZM195 260H197V261H195ZM223 260H225V261H223ZM113 261H115V262L118 261V262L113 263ZM207 262H209V261L206 260V263ZM217 262H215V259H210L209 264H214V263L216 264ZM135 264H137V263L135 262Z\"/></svg>",
	"mask_w": 264,
	"mask_h": 264
}]
</instances>
